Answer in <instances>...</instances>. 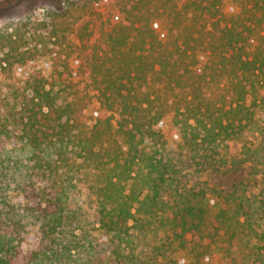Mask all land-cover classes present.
<instances>
[{
    "label": "trees",
    "instance_id": "trees-1",
    "mask_svg": "<svg viewBox=\"0 0 264 264\" xmlns=\"http://www.w3.org/2000/svg\"><path fill=\"white\" fill-rule=\"evenodd\" d=\"M247 5L186 0L183 25L142 13L104 45L54 30L50 71L0 120V264H264V13ZM0 53L2 73L34 67ZM87 73L100 106L58 105L53 88ZM223 82L232 101L210 92Z\"/></svg>",
    "mask_w": 264,
    "mask_h": 264
},
{
    "label": "rangeland",
    "instance_id": "rangeland-1",
    "mask_svg": "<svg viewBox=\"0 0 264 264\" xmlns=\"http://www.w3.org/2000/svg\"><path fill=\"white\" fill-rule=\"evenodd\" d=\"M167 1V4L164 2ZM186 0H0V47L7 50L8 46H18L20 50H29L35 56V64L33 68H26L20 71L6 70L2 73L0 67V120H6V127L3 130L11 128L13 125V117L17 116L21 108L31 99V82L29 77H33L35 70L49 72L51 61L44 53L47 48L53 46L54 30L59 34H64L68 39H75L74 32L78 27L89 26L90 31L93 30L94 36L90 39L91 44L104 45L106 36L104 32L112 28L116 23L130 24V20H137L142 13H154L156 16H162L165 10V23L156 21L153 25L172 26L173 24L185 23L183 18L177 22L171 20V16L182 10V5ZM235 5L248 3L247 8H252L258 14L264 13V0L257 4L256 0H230ZM257 4V5H256ZM191 23L193 25L208 24L205 18L198 11H192ZM138 24V23H136ZM209 25V24H208ZM260 36H264V20ZM93 46V45H92ZM90 48V47H89ZM88 48V49H89ZM0 49V50H1ZM91 50V48H90ZM2 57V54L0 53ZM49 69L45 70V68ZM90 74L84 75V81L79 88H68L64 85L57 84L53 88V92L58 105H64L71 100L78 98L91 99L96 105L100 106V96L97 90H94ZM215 98L232 101L229 88L223 83L213 87L210 91ZM258 96L264 95V87H259ZM4 123V122H3ZM89 122L88 125H91ZM6 128V129H4ZM3 134L0 133V141ZM4 141H2L3 144ZM9 148V145H7ZM235 151V148L234 150ZM25 162V155H21ZM39 159V157H38ZM34 163V161H32ZM32 163V164H33ZM23 164V163H22ZM24 168V167H23ZM22 172L24 170L22 169ZM55 175L45 180L51 181L55 179ZM39 177H35L34 181L39 182ZM233 179H225L224 182H231ZM23 184V178L19 180ZM39 185V184H38ZM214 228L211 233L214 234ZM222 234V232H221ZM221 234L216 236L217 240H221ZM199 242V238H195ZM137 239L136 244L141 246ZM151 242V240H150ZM226 245V244H225ZM219 257L217 256L216 259ZM215 264H224L215 263Z\"/></svg>",
    "mask_w": 264,
    "mask_h": 264
}]
</instances>
